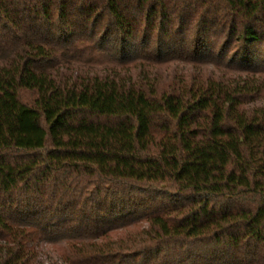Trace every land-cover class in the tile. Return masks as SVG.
<instances>
[{
	"label": "trees",
	"instance_id": "trees-1",
	"mask_svg": "<svg viewBox=\"0 0 264 264\" xmlns=\"http://www.w3.org/2000/svg\"><path fill=\"white\" fill-rule=\"evenodd\" d=\"M0 264H264V0H0Z\"/></svg>",
	"mask_w": 264,
	"mask_h": 264
}]
</instances>
